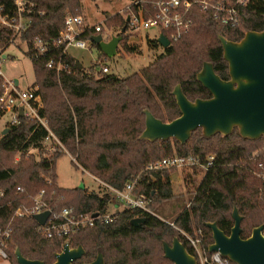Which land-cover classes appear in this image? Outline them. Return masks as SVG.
Here are the masks:
<instances>
[{
  "label": "trees",
  "instance_id": "obj_1",
  "mask_svg": "<svg viewBox=\"0 0 264 264\" xmlns=\"http://www.w3.org/2000/svg\"><path fill=\"white\" fill-rule=\"evenodd\" d=\"M24 1L32 6V13L27 15L32 23L18 36L9 28L1 32L0 49L4 51L16 39L28 45L35 75L34 88H38L44 104L41 116L76 159L73 163L77 169L88 172L103 186L124 190L134 177L163 159L193 156L207 165L208 157L215 156L189 207L185 206L173 221L156 216L161 205L175 198L171 171L142 175L135 192L152 200L149 209L154 215L124 209L113 215L112 222L97 223L72 235L67 239L70 245L73 248L82 246L85 250L84 256L75 264L92 263L98 254L103 255L106 264H172L164 257L163 243L172 245L177 237L195 255L181 231L193 235L198 228L204 232L203 246L209 253L213 236L205 224L216 222L226 235H230L234 226V207L243 217L242 239L249 238L254 228L264 225V177L258 166L264 158V150L260 151L264 149V137L257 141L245 140L236 129L228 137L217 134L206 138L198 129L185 145L177 141L152 143L139 140L145 130L146 110L163 122H172L181 116L172 94L177 85L192 102L211 98L197 81L204 63L212 64L222 80H229V68L223 58L219 36L240 42L247 32L263 31L264 0H252L241 10L237 29L223 28L209 14L194 9L190 31L171 42L168 48H163V53L140 73L126 78L102 72L100 62L108 59L102 52L88 69H79L78 61L70 54L62 55L61 49H52L59 33L65 29L68 12L82 17L79 0ZM0 6H4L5 16H13L16 12L13 0H0ZM107 24L124 28L127 22L119 15L109 18ZM92 37L87 34L83 38L97 47L92 43ZM38 39L48 44L52 51L37 56L33 43ZM123 40V49L134 55L136 45L128 46L124 37ZM148 47L154 51L162 48L157 39L148 40ZM60 57L71 73L65 71L58 75L47 68L51 58ZM2 83L0 77V96ZM7 130L0 138V192L6 195L1 202L6 206L0 210L3 222H9L18 207L28 203L29 191L34 194L43 191L52 210L67 207L77 214L108 213L111 196L107 188L101 194L85 188L59 187L56 164L64 154L44 157L48 133L38 122L21 118L19 124H9ZM32 151H39V154ZM257 152L259 155L255 156ZM18 155L20 160L16 161ZM134 219H144V223L133 226ZM39 227L33 217L14 220L8 245L10 264H17L14 255L17 248L26 259L55 263L56 254L62 251L66 240L47 239L39 232Z\"/></svg>",
  "mask_w": 264,
  "mask_h": 264
},
{
  "label": "built area",
  "instance_id": "obj_2",
  "mask_svg": "<svg viewBox=\"0 0 264 264\" xmlns=\"http://www.w3.org/2000/svg\"><path fill=\"white\" fill-rule=\"evenodd\" d=\"M252 0H132L126 9L125 20L127 25L126 32L111 34L110 36H102L103 28L101 25L88 26L84 19L79 16L71 14L66 16L65 29L62 30L56 41L53 43L52 49H61L62 55H68L69 50L87 49V42L83 37L87 34L92 36L101 35L104 42H109L113 37L123 36L128 40V43H136L139 41L138 37H132V33L139 30L155 29L158 39L164 36L171 42L179 40L187 34L193 24V10L199 9L207 13L211 18L226 29H237L240 27V14L251 3ZM16 6V12L13 16L3 15L4 6H0V33L6 28L14 31L15 35H20L27 31L32 21L27 15L32 13L31 7L24 0H13ZM129 40H132L131 42ZM50 46L43 40H36L33 43V48L36 55H44L51 52ZM0 55L3 51L0 49ZM1 58V57H0ZM47 68L55 71L58 75L67 72L71 73L68 65L64 64L63 57L59 59L51 58L47 63ZM100 68L104 74H111V69L107 64L100 62ZM0 77L3 78L2 94L0 96V113L11 114V122L9 124L16 125L20 123V119L38 122L48 133L44 143V157L60 153L69 154L63 144L55 136L49 127L48 121L41 116V111L44 104L41 96L38 94V88H32L26 91L19 89L16 82L7 81L4 79L0 68ZM22 112V116L20 115ZM35 155L39 151H32ZM70 155V154H69ZM256 153L255 156H258ZM72 157V156H71ZM73 158V157H72ZM74 162H76V159ZM215 156L208 157L207 165H203L200 161L193 157H179L174 156L155 162L148 166L146 170L139 176L134 177L125 187L124 190H117L107 185L111 202L113 201L118 205L123 206L125 209L141 210L143 212L153 214L149 209L152 200L144 194H136V186L143 176H149L153 173L161 171H182L185 169L197 170L200 169L202 174L197 187L200 185L201 180L207 173L209 167L212 165ZM259 168L263 170L264 177V158L258 164ZM143 175V176H142ZM18 191H22L18 188ZM28 203L22 204L15 211L13 217L9 222H3L0 219V261H9V242L11 240L13 223L16 218H29L50 212V216L45 225H40L39 232L47 239H65L78 233L79 231L95 226L97 223L108 224L112 222L113 215L108 213L105 215H89L77 214L73 208H62L61 210H52L50 203L42 191L39 194H34L33 191L28 193ZM4 192H0V210L6 205L1 202L5 199ZM8 206V205H7ZM189 207V206H188ZM174 226V223H170ZM186 240L195 252L198 264H231V262L222 257L219 253H207L203 246L204 232L201 228L194 231L193 235L186 234L181 231ZM64 243V244H65Z\"/></svg>",
  "mask_w": 264,
  "mask_h": 264
},
{
  "label": "water",
  "instance_id": "obj_3",
  "mask_svg": "<svg viewBox=\"0 0 264 264\" xmlns=\"http://www.w3.org/2000/svg\"><path fill=\"white\" fill-rule=\"evenodd\" d=\"M128 22V20H127ZM126 32L123 28L122 34ZM92 43L111 59L117 55L123 36L113 37L104 42L101 35L93 36ZM162 48L169 47L170 42L164 36L157 39ZM223 49V58L228 64L229 80H222L215 72L214 66L204 63L197 74V81L210 93L208 100L190 101L180 85L173 90L176 104L181 116L172 122H163L145 111V130L139 137L141 141L167 142L177 141L185 145L193 133L201 129L206 138L219 134L228 137L237 129L245 140L257 141L264 137V30L247 32L240 42L229 41L219 36ZM79 69L83 66L77 62ZM16 85L18 82L16 81ZM23 115L22 112L20 114ZM8 132L6 130L4 135ZM80 189H84L83 186ZM50 212L37 215L34 219L39 225H45ZM97 215H95L96 217ZM232 218L234 226L230 235H226L216 222H209L205 227L211 230L213 244L210 254L219 253L232 264H264V225L252 230L249 238L242 239L241 223L243 217L234 207ZM144 223V219H134L133 226ZM164 257L172 264H198L179 238H174L172 245L163 243ZM85 254L82 246L73 248L69 242L56 254L54 264H75ZM17 264H45L38 260L26 259L19 248L15 250ZM88 264H106L102 254Z\"/></svg>",
  "mask_w": 264,
  "mask_h": 264
},
{
  "label": "rangeland",
  "instance_id": "obj_4",
  "mask_svg": "<svg viewBox=\"0 0 264 264\" xmlns=\"http://www.w3.org/2000/svg\"><path fill=\"white\" fill-rule=\"evenodd\" d=\"M82 8V14L86 25L92 27L101 25L103 28V37L118 34L123 27H109L107 20L114 16H122L125 19L126 9L132 0H79ZM70 13L68 12L67 15ZM125 28V27H124ZM132 37H138L139 41L126 44L128 46L137 47L134 55L128 54L119 45L117 55L111 59H102V63L107 64L111 73L126 78L132 74L140 73L144 68L148 67L155 59L163 53L164 49L160 48L156 51L150 50L148 40H154L157 37L156 30H139L132 33ZM130 42L132 40H129ZM1 52V51H0ZM69 54L74 57L85 69H88L93 63L100 58L101 50L95 47L91 42H87V49L72 48ZM0 68L3 77L7 81L14 82L18 80L19 89L26 91L34 88L35 75L31 58L28 56V45L20 39H16L14 43L3 51L0 55ZM1 115V114H0ZM11 114L7 113L0 116V138L8 129L11 122ZM67 150V149H66ZM261 149L260 151H263ZM259 153V152H257ZM20 160V156L16 157V161ZM74 159L69 154H64L56 164V174L58 177V185L64 189H80L83 186L89 192L105 193V187L96 180L91 174L81 168H76L73 163ZM201 170L185 169L182 171H172L170 174L172 190L175 198L164 203L157 213V217L165 221H173L181 212L185 210L190 200L195 196L197 184L200 181ZM189 206V205H188ZM125 208L113 201L109 205L108 214L114 215L123 211ZM0 264H10L7 261H0Z\"/></svg>",
  "mask_w": 264,
  "mask_h": 264
},
{
  "label": "crops",
  "instance_id": "obj_5",
  "mask_svg": "<svg viewBox=\"0 0 264 264\" xmlns=\"http://www.w3.org/2000/svg\"><path fill=\"white\" fill-rule=\"evenodd\" d=\"M16 81L18 82V80H15V82H16ZM18 85H19V82H18Z\"/></svg>",
  "mask_w": 264,
  "mask_h": 264
}]
</instances>
